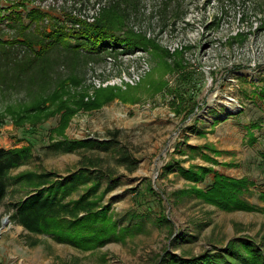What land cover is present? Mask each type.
I'll list each match as a JSON object with an SVG mask.
<instances>
[{
  "label": "rangeland",
  "instance_id": "1",
  "mask_svg": "<svg viewBox=\"0 0 264 264\" xmlns=\"http://www.w3.org/2000/svg\"><path fill=\"white\" fill-rule=\"evenodd\" d=\"M117 2L129 5L130 15L104 51L80 42L83 24L95 25ZM32 10L45 18L32 21ZM59 26L77 34L30 68L28 46L8 44ZM129 32L152 43L132 49L124 42ZM0 36V148L32 144L35 152L12 177H67L86 157L101 156L118 179L105 204L116 218H147L144 231L82 251L14 223L15 206L29 191L13 186L0 203V264H165L168 254L189 259L239 238L264 242V0H0ZM62 84L64 100L80 95L89 108L68 118L51 103L33 112ZM112 94L119 98L106 102ZM116 130L137 162L134 172L118 165V153L53 156L45 148L63 139L105 141ZM171 163L247 180L241 197L256 210L226 211L196 198L174 204V193L194 185L177 169L165 173ZM212 182L209 174L197 187L205 191ZM161 214L167 227L150 221Z\"/></svg>",
  "mask_w": 264,
  "mask_h": 264
},
{
  "label": "trees",
  "instance_id": "2",
  "mask_svg": "<svg viewBox=\"0 0 264 264\" xmlns=\"http://www.w3.org/2000/svg\"><path fill=\"white\" fill-rule=\"evenodd\" d=\"M119 6V2L112 4L111 9L107 12H109L108 16L119 15L120 20H112L107 16V13H104L103 18L95 25L83 24L79 34L82 37L80 42L85 41L93 47H97L99 52L104 51L106 39L115 37V26L119 27L124 24L127 15H130L129 5L123 7L124 9H120ZM45 16L46 14L39 10H32L28 15L32 21L43 20ZM16 20H21V15L18 12H16ZM113 21H117V23ZM127 34L124 42L126 41L128 46H132V49L140 48V46L148 48L152 43L133 32ZM74 35L59 26L41 32V35L37 34L36 37L30 36L31 39L22 36L21 42L23 43H20L19 40L17 41L19 43L13 41L8 44L28 46L26 49L34 55V59L32 57L27 59V67L30 68L34 62L40 61L54 49L65 46L66 40ZM118 42L116 40V43ZM5 45L6 41L0 36V48ZM36 46H39V49H36ZM82 46L91 49L84 43ZM4 62L6 61L4 60ZM66 90L67 87L62 84L51 96L39 102L35 107L36 111L33 112L40 115L48 109L46 105L51 103V106H57L58 111L56 112H65L64 117L68 118L83 107L89 108V104L84 103L80 95L70 94L68 99L64 100V96L67 94ZM260 92L263 97L264 88H261ZM115 98H119V95L112 94L106 102ZM68 100L72 103L69 104ZM29 112L31 109L25 111L27 115ZM192 112L194 109L188 112V116ZM33 130L31 127L28 130L29 134H32ZM110 134L111 138L105 141L63 139L53 141L45 148L48 155L53 156L81 151L98 155L118 153V165L125 167L129 172H134L137 169V162L130 156V150L122 145L120 131H111ZM34 158L35 152L32 144L19 149L0 148V203L8 196L9 190L13 186H19L21 189L29 191L26 198L15 206L11 220L30 234L49 236L59 244L89 251L112 242L124 241L127 236L144 231V223L147 218H143V216H133L129 219L127 217L116 218L111 206L105 204L106 195L118 184V179L114 177V171L111 168L105 167L106 161L101 156L86 157L80 167L67 177H60L55 172L46 171H27L12 177L14 170L30 163ZM175 169L179 175L194 186L174 193L172 197L175 198V201L172 200L174 204L183 202L182 200L185 198H196L226 211L256 210L241 197L248 188L247 180L231 179L208 167L193 166L186 169L174 163L167 165L164 172H174ZM209 174L213 175L210 188L205 191L199 189L197 184L205 181ZM261 199L264 201V193H262ZM160 204H162L161 200ZM150 221L152 224H164L166 227L169 224L167 216L162 214L155 222ZM37 245V241H34L31 247ZM164 262L165 264H264V242L258 243L249 238H239L230 241L226 248L220 252L213 250L189 259L168 254Z\"/></svg>",
  "mask_w": 264,
  "mask_h": 264
},
{
  "label": "built area",
  "instance_id": "3",
  "mask_svg": "<svg viewBox=\"0 0 264 264\" xmlns=\"http://www.w3.org/2000/svg\"><path fill=\"white\" fill-rule=\"evenodd\" d=\"M99 5V4H98Z\"/></svg>",
  "mask_w": 264,
  "mask_h": 264
}]
</instances>
